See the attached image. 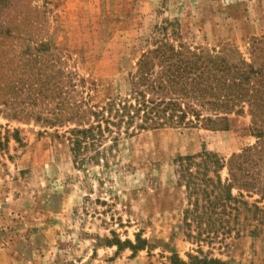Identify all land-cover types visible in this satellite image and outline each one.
I'll use <instances>...</instances> for the list:
<instances>
[{
	"label": "rangeland",
	"instance_id": "obj_1",
	"mask_svg": "<svg viewBox=\"0 0 264 264\" xmlns=\"http://www.w3.org/2000/svg\"><path fill=\"white\" fill-rule=\"evenodd\" d=\"M167 22L192 46H232L247 58L255 40L264 48V0H0V264H173L174 254L264 264V198L244 192L229 202L236 209L211 213L179 166L213 153L225 183L232 155L256 142L249 112L231 115L224 130L124 136L82 167L57 137L63 130L38 121L51 112V85H65L69 72L86 78L94 104L128 93ZM113 233L146 243L107 246Z\"/></svg>",
	"mask_w": 264,
	"mask_h": 264
},
{
	"label": "trees",
	"instance_id": "obj_2",
	"mask_svg": "<svg viewBox=\"0 0 264 264\" xmlns=\"http://www.w3.org/2000/svg\"><path fill=\"white\" fill-rule=\"evenodd\" d=\"M169 26L177 25L167 22L162 26L163 35L152 40L151 47L140 55L124 96H110L94 104L86 78L69 72L65 85H51V112L38 121L63 130L57 137L69 143L76 165L82 167L105 160L124 136L165 127L224 130L231 115L249 112L256 142L232 155L225 183L218 175L224 164L213 153L181 158L179 166L189 193L202 194L204 207L211 213L218 208L236 209L229 202L237 201L244 192L264 198V56L257 52L264 48L255 40L247 58L232 46L219 50L192 46L175 27L169 31ZM234 189L239 196L233 195ZM204 213L209 217L207 211ZM194 219L202 220L200 214ZM114 237L105 238L107 246L121 249L129 245L136 251L146 243L140 237L137 244ZM188 257L189 262H185L174 254L170 260L173 264L220 263Z\"/></svg>",
	"mask_w": 264,
	"mask_h": 264
}]
</instances>
